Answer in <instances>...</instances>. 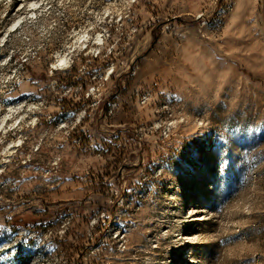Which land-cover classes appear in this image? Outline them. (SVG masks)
<instances>
[{"label":"rangeland","instance_id":"374dc122","mask_svg":"<svg viewBox=\"0 0 264 264\" xmlns=\"http://www.w3.org/2000/svg\"><path fill=\"white\" fill-rule=\"evenodd\" d=\"M0 264H264V0H0Z\"/></svg>","mask_w":264,"mask_h":264},{"label":"bare ground","instance_id":"6f19581e","mask_svg":"<svg viewBox=\"0 0 264 264\" xmlns=\"http://www.w3.org/2000/svg\"><path fill=\"white\" fill-rule=\"evenodd\" d=\"M98 38H99V37H98ZM98 38H97V39H98ZM98 41H101V40L98 39ZM98 41H97V42H98ZM101 44H102V43H101ZM56 64H57V65H65V67L67 66V65H66L67 62H66V59H65L64 57H60V58L57 60V63H56ZM56 64L53 65L54 68H57V67H56ZM18 106L20 107V105H18ZM18 106H17V107H18ZM10 110L15 112V111L17 110V108H15V107H10Z\"/></svg>","mask_w":264,"mask_h":264},{"label":"built area","instance_id":"2783aa9c","mask_svg":"<svg viewBox=\"0 0 264 264\" xmlns=\"http://www.w3.org/2000/svg\"><path fill=\"white\" fill-rule=\"evenodd\" d=\"M67 63H68V61H67ZM53 69L55 70L56 68L53 67Z\"/></svg>","mask_w":264,"mask_h":264}]
</instances>
